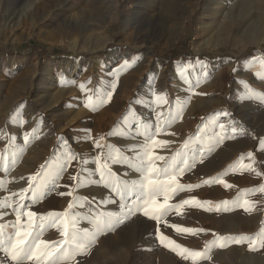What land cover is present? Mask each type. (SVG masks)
<instances>
[{
    "label": "rangeland",
    "instance_id": "rangeland-1",
    "mask_svg": "<svg viewBox=\"0 0 264 264\" xmlns=\"http://www.w3.org/2000/svg\"><path fill=\"white\" fill-rule=\"evenodd\" d=\"M29 1L32 0H0V240L14 235L17 211L22 214L30 208L38 216L67 211L70 217L78 214L81 221L94 227V211H112L122 222L96 231L92 238L89 234L83 241L86 247L75 251L67 264H106L105 260L117 264L118 256H111L109 249H98L102 239L109 237L125 250L124 264H264V246H260L264 230L237 231L231 236L220 235L221 239L213 242V236L200 233H207V225L190 227L177 221L182 208L169 209L159 221L135 210L141 191H133L125 199L133 208L131 213L127 209L120 212L112 203L110 209L102 208L93 194L78 191L82 167L73 172L87 145L93 149L103 142L113 158L126 160L142 155L147 144L154 156L165 158L154 160L158 168L170 167L173 157L177 168L184 166L183 159L190 164L195 161L194 167L177 176L179 184L194 187L170 196L169 204L202 200L215 186L233 187V182L239 181L244 188L261 192L257 205L263 210L264 0H229L219 13L214 12L213 0H72L71 8L47 20L41 18L43 8H38L34 18L22 14L26 9L31 14L32 8L26 6ZM204 20L208 30L201 29ZM107 38L109 43L101 45ZM95 45V52L88 49ZM68 58L73 65L74 58L79 59L78 72L72 79L61 75V86L71 91L67 94L70 99L55 107L50 104L49 93L43 91L44 72L51 67L57 80L59 67ZM192 77L196 80L187 84ZM214 79L216 88L205 89ZM98 95L104 97L103 104H96ZM88 96L93 97L94 110L85 107ZM87 114L88 127L84 125ZM132 117L137 120L129 122ZM144 117L151 121L147 133L140 127L138 134L129 135L132 144L123 145L119 132L128 126L136 129ZM41 139H47L48 144L41 160L35 161L30 158L28 145L38 144ZM152 140L168 143L153 145ZM236 142L241 145L239 152L232 147ZM20 143L25 146L15 151ZM133 147L135 151H130ZM69 153H75L76 159L58 178L50 179L36 197L31 190L23 192L29 188L28 177L40 173L41 166H45L44 171L56 169ZM119 166L121 171L108 166L118 174L113 182L121 180L131 185L142 179L141 173ZM32 183L35 187L36 181ZM96 184L108 191L109 199L117 198L120 203L111 186L94 180V189L98 188ZM71 187L73 195L61 209L70 197L66 193ZM79 199L87 203L90 213L77 206L68 208ZM163 199V193L157 196L159 202ZM21 204L29 207L21 208ZM215 207L219 213L221 206L216 203ZM21 221L26 222V217L21 215ZM172 225L202 231L185 239L189 233L179 232ZM142 229L148 231L145 236L140 235ZM40 238L49 242L63 239L51 226ZM240 239L243 242H234ZM96 248L98 253L93 252ZM184 248L204 255L185 258L178 254ZM0 261L14 264L5 260L3 251Z\"/></svg>",
    "mask_w": 264,
    "mask_h": 264
},
{
    "label": "snow or ice",
    "instance_id": "snow-or-ice-1",
    "mask_svg": "<svg viewBox=\"0 0 264 264\" xmlns=\"http://www.w3.org/2000/svg\"><path fill=\"white\" fill-rule=\"evenodd\" d=\"M264 63V62H262ZM128 65V61L124 62V66ZM83 87V85H82ZM116 85L113 84L112 88L115 89ZM111 94H108V99L110 100ZM88 102L85 104V107L91 108L94 110L95 105H93L92 96H88ZM157 100L160 97L156 98ZM105 102L102 95L96 97V104L100 105ZM226 115V113H225ZM157 131H160L159 122L160 116L157 114ZM220 128L223 129L224 125L221 124ZM27 139V137L25 138ZM168 141L152 140L153 145H164ZM96 148L102 147L101 144L97 143L94 145ZM187 146V142L186 145ZM130 151H135V147L131 148ZM179 155V154H178ZM76 159L75 153H69L66 155V158L62 163H59L56 169L49 168L47 171H44L45 166H41L42 170L40 173H37L35 176L28 177L29 188L23 190V192L32 191L34 197L37 196V193L42 189L50 179L58 178L60 172L65 169V167L73 160ZM162 156H154L153 151L146 144L144 146V152L142 155H137L134 159H121L113 160L111 154L106 157L107 160H113L114 163L126 165L128 169L134 170L137 173L142 174V179L137 181H132V184L129 185L127 181L116 180L113 182V177L118 175L114 173L110 168H106L104 165H101L100 157L96 158L97 171L101 181H104L106 185L111 186V189L115 191L116 195L120 197L119 211L124 212L127 209V213H131L133 208H129L125 199L133 191H141L142 196H137V201L134 205L135 210L142 211L143 215L149 217L153 220L159 221L164 213H166L171 208H182L184 205H195L198 202L193 199H185L181 201L180 204L172 205L169 204L170 196L175 193L184 190L185 188H192V185H182L177 182V176L182 174L186 168L194 167L195 161L191 164L187 159H183V167H176V157L172 158V164L170 167H165L163 169L158 168L154 163V160H164ZM128 173H125L127 175ZM163 177V178H162ZM77 179V177H73ZM33 181H36L35 187H33ZM221 183H224L221 181ZM228 187L229 185H225ZM79 185H77V188ZM163 193L164 199L163 202L157 200V196ZM68 196H72L73 193L69 190L66 193ZM23 195V193H22ZM65 195V193H61ZM112 203H116L115 200ZM245 204H248V201H244ZM82 207L76 201L68 205L69 209L73 207ZM21 208H28L27 205H20ZM249 210V209H245ZM126 213V214H127ZM21 215L26 217V222L21 221ZM37 218L39 219V224H37ZM122 222L121 218H118L116 213L112 211L100 212L97 213L91 223L95 225V228L98 232L103 231L109 226H114L115 224ZM81 221L75 216H69L68 212H50L47 216L39 215L30 210L24 211L22 214L20 211L16 213V224L14 235H10L7 239L0 240V251H3L5 254V260H10L14 264H25V261H34L35 264H66L67 260L73 256L75 251L82 250L86 247V244L83 241L89 235L88 228H81ZM55 227L59 231V235L63 238L56 242L45 241L40 238L41 234L46 227ZM174 229L179 232L195 234L197 231H202L199 229H190V228H180L176 225H172ZM0 235H3V226H0ZM236 243L243 242V239L235 240ZM175 243V242H173ZM252 243H256L253 241ZM224 246V245H221ZM251 246V245H250ZM260 246H264V241L260 242ZM180 247V246H176ZM70 249L72 251H70ZM173 251L176 250L174 247ZM185 258H200L204 254L200 251H191L187 248H184L182 252L178 253ZM0 264H4V261H0Z\"/></svg>",
    "mask_w": 264,
    "mask_h": 264
},
{
    "label": "bare ground",
    "instance_id": "bare-ground-1",
    "mask_svg": "<svg viewBox=\"0 0 264 264\" xmlns=\"http://www.w3.org/2000/svg\"><path fill=\"white\" fill-rule=\"evenodd\" d=\"M229 0H213L212 3L215 4L214 5V12L215 13H219L220 12V9L221 7L223 6V4H227ZM71 2H73L72 0H32V1H29L28 4L26 6H28L29 8H32V11H31V14L28 13L27 9H26V12H23L22 14H26L28 15L29 17L31 18H34L37 14H38V8H43L44 10V13L43 15H41V18L43 19H50V18H53L57 15H60L61 14V11L63 12V10L67 9V8H71L69 4H71ZM211 5V4H210ZM0 6H1V2H0ZM25 6V7H26ZM218 7V8H216ZM1 8V7H0ZM207 11V10H206ZM206 11H203V18L206 17ZM13 18L12 19H9V22H12ZM206 20H204L203 24H201V29L203 30H208L206 29L207 26H208V23L205 22ZM264 23V21H263ZM261 35V34H260ZM110 41V38H107L106 40H104L101 45H104L106 46L107 43H109ZM96 47L95 46H90L88 47V49L90 50H94ZM95 52V51H93ZM71 58H68L66 61H64V64L61 65L59 67V78L57 80H55V76L54 74L52 73V69L51 67H48L46 72H44L45 74V77L43 79L44 81V84H45V89L43 90L44 92H48L49 93V96H50V104H55V107L58 106V104L62 101V100H69L70 98L67 97V94L71 93V91L68 89V88H65V87H62L61 86V81H62V78H61V75L64 74L66 77L72 79L73 76H74V73H77L78 72V68L77 67L79 65V59L78 58H74V65L72 64ZM91 63V62H90ZM92 64V63H91ZM202 64V62H201ZM90 69H92V67H90ZM163 74V72L161 73ZM175 75V74H174ZM217 76V75H216ZM215 78V76H213ZM194 80H196V77H192L190 80L187 81V84H189L190 82H194ZM162 81V80H161ZM174 81V80H173ZM212 81V80H211ZM185 84V83H184ZM216 84H217V79H214L211 83H209L208 86L205 87V89H208L210 91H212L211 89H215L216 88ZM78 87V86H77ZM185 87H186V84H185ZM160 88V87H159ZM200 88V87H199ZM202 89V88H201ZM186 90V89H184ZM189 93V92H188ZM193 97V96H192ZM211 97V96H210ZM209 97V98H210ZM185 99V98H184ZM193 99V98H192ZM211 99V98H210ZM183 100V99H182ZM202 100V99H201ZM204 101V100H203ZM207 101V100H205ZM212 101V100H211ZM190 102V101H189ZM207 104V103H206ZM48 105V104H47ZM57 110H61V108H57ZM31 112V111H30ZM168 115V114H167ZM90 118V116L87 114V116L84 117V125L86 127H88V119ZM99 118V117H98ZM167 117L163 118V119H166ZM101 119V118H100ZM133 120H137V118L135 117H132V119L129 121V122H132ZM246 120V119H245ZM248 120H246L247 122ZM151 121H149V118L148 117H144V119H142L141 121L138 122V127L135 129L133 128V126H128L124 131L122 132H119V137H120V141L121 143L124 145H127L130 143V138H129V135L130 134H138V130L140 127L143 128V130H148L149 129V126H150V123ZM83 124V123H82ZM180 124V123H179ZM248 124V122H247ZM181 125V124H180ZM179 126V125H178ZM182 126V125H181ZM179 126V127H181ZM30 128V125H27V130H29ZM88 129V128H86ZM147 133V131L145 132ZM29 135V133H28ZM101 136V135H100ZM167 136V135H166ZM172 136V135H171ZM168 137V136H167ZM175 136H173L174 138ZM117 138V137H116ZM134 138V137H133ZM135 139V138H134ZM140 139V138H139ZM138 139V140H139ZM85 140V139H84ZM97 140V139H95ZM99 141V138L98 140ZM136 141V140H134ZM85 143V142H84ZM87 143V141H86ZM85 143V145H86ZM93 143V142H92ZM47 139H41V141L37 144L36 143H32V144H29L28 145V149L27 150H31V155H30V158L31 159H34L35 161L36 160H39L42 156V152L45 148V146L47 145ZM101 144V143H99ZM121 144V145H122ZM132 144V143H130ZM84 145V146H85ZM102 147L100 148H96V147H90L89 145L85 146V153H83V156L81 158H79L80 160H78V163L76 164V167H74L73 169V172L75 173V171H77V169H79V167H82V172H81V177H80V182H79V187H78V191H80L81 193L83 194H93V197L95 196V199L101 204V207L102 208H107V206H109V209H110V205L112 203L113 200L116 201V203H112V205L114 207H116L117 209H119V203H117V198H112V199H109L107 196L109 195L108 191L106 190H102V188L100 189L99 188V185L98 188L94 189L93 187V182L94 180H97L98 182H104V181H101L100 180V177H99V173L97 171V163H96V158L99 156L100 157V164L101 165H104L106 168H109L108 166H112L113 170H116V171H121V167L119 166L120 164L118 163H114L113 160H116L115 158H113V160H107L106 162V157L110 154V151L107 150L105 144L102 142ZM177 145V144H175ZM25 146L23 145L22 143H20V145L18 147L15 146V151L16 150H19V149H23L22 147ZM128 146V145H127ZM133 146V145H132ZM26 148V147H25ZM113 148H111L112 150ZM125 149V148H124ZM26 150V151H27ZM127 150V149H126ZM83 151V150H82ZM27 154V153H26ZM29 154V153H28ZM26 157V156H25ZM113 157V156H112ZM22 158V157H21ZM30 160V159H29ZM41 160V159H40ZM27 161V160H26ZM27 164V163H26ZM79 166V167H78ZM72 168V167H71ZM16 171V170H15ZM16 173V172H15ZM73 173V174H74ZM206 174V173H205ZM128 175V174H127ZM73 176V175H72ZM134 178V177H133ZM70 179V178H69ZM73 180V179H72ZM93 180V182H92ZM16 181V180H15ZM70 181V180H69ZM68 182V180H67ZM69 184V183H68ZM74 184V183H73ZM74 186V185H73ZM108 188V187H107ZM72 190V187L71 189ZM116 195V194H115ZM114 195V196H115ZM110 196V195H109ZM113 197V195H111ZM72 196H70L68 198V200H66L64 202V204L61 206V209H64L65 206H67L70 198ZM55 198V197H54ZM92 198V197H91ZM80 201L77 202L79 205H82V207H78V209L82 210V211H85L86 213L90 211H88L89 209L87 208V203L84 202V200L81 201V199H79ZM95 200V201H96ZM90 201V200H89ZM53 202V201H52ZM88 202V201H87ZM50 204V203H49ZM88 205H91V202H88ZM50 206V205H49ZM56 206V205H55ZM2 208H5V205L3 204V207ZM54 208V206H53ZM74 213V212H73ZM97 213L94 211V213H92L93 216H95ZM72 216V215H71ZM75 217H77L80 221H81V216L80 215H74ZM135 223V222H134ZM249 223V221H248ZM136 224H133V227H135ZM81 228H88L89 229V234H90V238H92L95 233H96V228L93 226V225H90V224H87L83 221H81L80 225H79ZM143 230V229H142ZM143 234L140 233V235H143L145 236L144 233H147L148 231L146 230H143ZM150 231V229H149ZM150 233V232H149ZM108 237V236H107ZM105 238V237H104ZM124 242V241H123ZM100 248L98 249H109L111 251V256H118V262L117 264H124L126 261L125 259V250L123 248H119L117 246V244H115L112 240V238H106V239H102V243L100 244ZM98 249L96 248L95 251H93L94 253H98ZM98 251V252H97ZM108 253V252H107ZM97 255V254H96ZM99 255V254H98ZM106 255H109V254H106ZM81 257V256H80ZM79 264H98L97 261L93 262V263H89V262H80L78 261ZM106 264H109L106 260L105 262ZM67 264V263H66ZM72 264V263H71Z\"/></svg>",
    "mask_w": 264,
    "mask_h": 264
},
{
    "label": "crops",
    "instance_id": "crops-1",
    "mask_svg": "<svg viewBox=\"0 0 264 264\" xmlns=\"http://www.w3.org/2000/svg\"><path fill=\"white\" fill-rule=\"evenodd\" d=\"M232 147L235 152L241 150L240 142H236ZM248 151L252 154L251 149ZM249 161L254 166V161L250 159ZM259 178L261 177L259 176ZM233 184L236 186L228 188L224 185H217L210 192H207L205 197L201 195L203 198L198 200L196 205H184L182 213L180 210L177 215V221L190 227H198L199 225L205 227L207 225V233H200L213 236L211 237L213 242L220 240V235L231 236L234 232L242 230L245 232L264 230V209H260L257 205V197L261 195V192L244 188V184L239 181L233 182ZM244 201H248V204H245ZM216 203L221 206L219 213L216 211ZM247 207L249 210H245ZM191 237L193 234H185L184 236L185 239Z\"/></svg>",
    "mask_w": 264,
    "mask_h": 264
}]
</instances>
